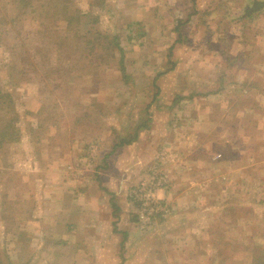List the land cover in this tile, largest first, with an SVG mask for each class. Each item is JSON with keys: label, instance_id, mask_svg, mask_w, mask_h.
I'll return each mask as SVG.
<instances>
[{"label": "rangeland", "instance_id": "obj_1", "mask_svg": "<svg viewBox=\"0 0 264 264\" xmlns=\"http://www.w3.org/2000/svg\"><path fill=\"white\" fill-rule=\"evenodd\" d=\"M0 87L18 120L0 144V264H47L16 220L38 214L48 183L98 177L139 136L152 158L119 194L132 202L163 156L170 212L142 228L131 208L132 231L111 225L89 264H248L264 251V0H0Z\"/></svg>", "mask_w": 264, "mask_h": 264}, {"label": "crops", "instance_id": "obj_2", "mask_svg": "<svg viewBox=\"0 0 264 264\" xmlns=\"http://www.w3.org/2000/svg\"><path fill=\"white\" fill-rule=\"evenodd\" d=\"M131 139L109 153L110 159L98 171V177L88 178L81 169L77 172L83 177L74 183L64 180L48 183L42 201L34 204L38 205V214L32 207L33 215L16 220L26 223L15 227L16 236L27 234L24 245L37 248L46 256L47 264H89L90 259L97 262L94 254L104 255L105 238L112 237L113 226L115 231L123 230L127 237L133 221L125 213L130 214L133 208L136 217V206L119 193L124 185L137 180L152 155L142 136ZM111 208L114 214L110 213ZM118 221L122 226L126 224L127 229L120 228Z\"/></svg>", "mask_w": 264, "mask_h": 264}, {"label": "built area", "instance_id": "obj_3", "mask_svg": "<svg viewBox=\"0 0 264 264\" xmlns=\"http://www.w3.org/2000/svg\"><path fill=\"white\" fill-rule=\"evenodd\" d=\"M163 154V153H162ZM163 156H159L147 171L148 175L132 185L128 197L136 206L137 223L142 228L150 227L156 217H165L170 212L169 203L159 194L170 185V178L163 165Z\"/></svg>", "mask_w": 264, "mask_h": 264}, {"label": "trees", "instance_id": "obj_4", "mask_svg": "<svg viewBox=\"0 0 264 264\" xmlns=\"http://www.w3.org/2000/svg\"><path fill=\"white\" fill-rule=\"evenodd\" d=\"M34 0H11V3L14 8H23L30 9L32 7ZM34 8V7H33ZM97 39L101 41L102 39L108 40V46L105 45L109 50V54L111 57H115V50H119L123 52L116 35H109L107 33H98ZM123 55L121 56L120 70L124 73V63H123ZM12 95L0 87V144L6 140H15L17 139L16 133V122L17 113L15 112V105ZM133 139L122 138L119 144L124 145L130 143ZM118 144V145H119ZM253 261L248 264H264V251L259 253H254L252 255Z\"/></svg>", "mask_w": 264, "mask_h": 264}]
</instances>
